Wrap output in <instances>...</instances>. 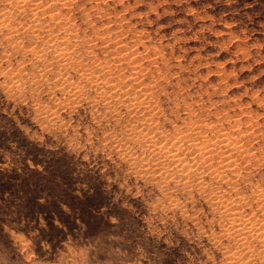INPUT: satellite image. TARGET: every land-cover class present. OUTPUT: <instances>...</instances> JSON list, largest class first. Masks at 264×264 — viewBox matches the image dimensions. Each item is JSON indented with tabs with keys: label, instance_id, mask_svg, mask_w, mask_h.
Returning <instances> with one entry per match:
<instances>
[{
	"label": "rangeland",
	"instance_id": "obj_1",
	"mask_svg": "<svg viewBox=\"0 0 264 264\" xmlns=\"http://www.w3.org/2000/svg\"><path fill=\"white\" fill-rule=\"evenodd\" d=\"M44 1L0 0V264H264V0ZM20 21L81 67L14 44Z\"/></svg>",
	"mask_w": 264,
	"mask_h": 264
},
{
	"label": "bare ground",
	"instance_id": "obj_2",
	"mask_svg": "<svg viewBox=\"0 0 264 264\" xmlns=\"http://www.w3.org/2000/svg\"><path fill=\"white\" fill-rule=\"evenodd\" d=\"M13 1V0H12ZM24 1V0H23ZM44 1V0H43ZM42 0H41V2H43ZM7 2V1H6ZM45 2V1H44ZM36 3H37V1H36ZM17 4V3H16ZM51 4V3H50ZM49 4V5H50ZM12 5V4H11ZM26 6L28 7V5L26 4ZM37 6V5H36ZM40 6V5H39ZM38 6V7H39ZM47 6V5H46ZM13 7V6H12ZM12 7H11V9H8V12H6V13H9V16L10 17H14V14H15V12H14V10L12 9ZM15 7V6H14ZM37 7V8H38ZM49 7V6H48ZM37 8H35V10H37ZM61 8V7H60ZM5 9H7V7H5L4 8V10ZM40 9H41V7H40ZM26 11H27V9H26ZM29 11V10H28ZM56 11V10H55ZM3 12V11H2ZM37 11H35L34 13H36ZM39 12V11H38ZM59 12V11H58ZM5 13V14H6ZM74 15V14H73ZM112 15V14H111ZM2 16V15H1ZM0 16V17H1ZM108 16V15H107ZM4 17V16H3ZM91 17V16H90ZM28 18V17H27ZM33 18V17H32ZM34 18H35V16H34ZM0 19H2V18H0ZM4 19V18H3ZM2 19V20H3ZM19 20V19H18ZM30 20H31V18H30ZM37 20V23L39 22V24H43L40 20H38V19H36ZM68 21V20H67ZM75 21V20H74ZM22 22V23H21ZM123 22V21H122ZM4 23V22H3ZM37 23H35V24H37ZM93 23V22H92ZM8 24V23H7ZM46 25V24H45ZM106 25V24H105ZM3 26H5V25H3ZM10 26V30H9V32H10V34H11V37L13 38V42H14V44H17L18 45V43H17V40L19 39V38H21L22 37V35H24V34H26V33H28V31L29 30H32V32H33V37L32 38H30V40H29V44H26V46H28V47H30V49H35L34 51H36V53H38L39 54V58H43V59H46L49 55H52V57L51 58H53V59H55L56 61H57V63L60 65V66H62V68L61 67H59V69L61 68V69H63L64 67H65V65L67 66V65H70V66H74V65H77V66H75V68L76 67H78V65L80 64V62L78 63V61H74V55H75V53H74V51L73 50H71V49H74L75 47H78L80 44L78 43V42H76V41H72V38H68L67 36H65V38L64 39H62L63 38V36H61V35H55V34H53V31L52 30H50V37H48V39L47 40H41L42 42H40L39 44L41 45H39V49H37V45L36 44H34V42L37 40L36 38L37 37H39L40 36V34H42L41 32H38L37 34H35V31L33 30L34 28H33V25L31 24V21H28L27 23L26 22H24L23 23V21H20V22H17V24H15L14 22H12L11 23V25H9ZM8 26V27H9ZM1 27V26H0ZM21 27V28H20ZM44 27V26H43ZM33 28V29H32ZM37 28V27H36ZM102 28H104V27H102ZM4 29V28H3ZM27 29V30H26ZM40 29V28H39ZM43 29H46V28H43ZM65 29V28H64ZM41 30V29H40ZM63 30V29H62ZM39 31V30H38ZM1 32H2V30H1ZM36 32H37V30H36ZM48 32V31H47ZM30 33V32H29ZM46 33V32H45ZM44 33V34H45ZM67 33V32H66ZM70 33V32H69ZM34 34H35V36H34ZM43 34V35H44ZM104 34V33H103ZM126 34V33H125ZM42 35V36H43ZM97 35V34H96ZM111 36V35H110ZM44 38H45V36H43ZM76 37V36H75ZM77 38V37H76ZM36 39V40H35ZM41 39H42V37H41ZM66 39V40H65ZM135 39H137V38H135ZM89 41V40H88ZM37 43H38V41H36ZM124 42V41H123ZM42 43V44H41ZM105 43V42H104ZM9 44V43H8ZM14 44H12V45H14ZM36 45V46H35ZM108 45V44H107ZM25 46V47H26ZM118 46V45H117ZM17 47V46H16ZM24 47V46H23ZM110 48V47H109ZM24 49V48H23ZM89 49V48H88ZM22 50V49H21ZM24 51H26V50H24ZM87 51H89V50H87ZM127 51V50H126ZM90 52V51H89ZM88 52V53H89ZM11 53V52H10ZM55 53V54H54ZM122 53V52H121ZM8 54H9V52H8ZM139 55H141V54H139ZM8 56V55H7ZM83 57V56H82ZM116 57V56H115ZM129 57V56H128ZM14 58V57H13ZM49 58V57H48ZM94 58H96V57H94ZM130 58V57H129ZM132 58V57H131ZM128 59V58H127ZM126 59V60H127ZM148 59V58H147ZM132 60V59H131ZM93 61V60H92ZM61 62H62V64H61ZM97 62V61H96ZM120 62V61H119ZM122 62V61H121ZM46 63V62H45ZM78 63V64H77ZM83 63V62H82ZM118 63V62H117ZM131 65V64H130ZM12 66V65H11ZM21 66V65H20ZM48 66H50V65H48ZM47 66V67H48ZM64 66V67H63ZM99 66H101V65H99ZM104 66H109V65H104ZM69 67V66H68ZM79 67H81L80 65H79ZM83 67H85V65L83 66ZM95 67V66H94ZM50 68V67H49ZM67 68V67H66ZM72 68V67H71ZM85 68H88V67H85ZM91 68V67H90ZM78 69V68H77ZM84 69V68H83ZM83 69H81L82 71H83ZM92 69V68H91ZM94 69V68H93ZM124 69V68H123ZM107 70V69H106ZM18 71V70H17ZM85 71V70H84ZM93 71V70H92ZM137 71H138V69H137ZM140 71V70H139ZM4 72V71H3ZM57 72V71H56ZM55 72V73H56ZM59 72H60V70H59ZM81 72V71H80ZM87 72H89V70L87 69ZM110 72H112V71H110ZM141 72V71H140ZM85 73V72H84ZM143 73V72H142ZM4 74V73H3ZM22 74V73H21ZM58 74H60L59 75V79H58V82L59 81H68V78H66V76L65 75H68L67 74V71L65 72V70H64V72H60V73H58ZM94 74V73H93ZM136 74H137V72H136ZM85 75V74H84ZM89 75V74H88ZM132 76V75H131ZM137 76H139V75H137ZM83 77V76H82ZM100 77L101 76H98V75H94L93 76V78L91 79L93 82H94V85L96 84L99 88L98 89H100L99 91L100 92H102V95H104V99L106 100V102L108 103V104H110V105H113V103L115 104V96L116 95H118L116 92H115V88H116V86H115V84H108V80H106L105 79V81H100ZM136 77V76H135ZM86 78H87V75H86ZM132 78L133 79H135L133 76H132ZM136 78H138V77H136ZM90 79V78H89ZM126 79V78H125ZM142 79V78H141ZM73 80V79H72ZM139 81H140V79H139ZM74 82V81H73ZM77 84V83H76ZM76 84H72V86H77L78 87V85H76ZM135 86V85H134ZM145 86V85H144ZM94 87V86H93ZM133 88V90L135 89V87H132ZM139 88V87H138ZM137 88V89H138ZM140 90H141V88H140ZM67 91V90H66ZM99 91H98V93H99ZM134 92V91H133ZM135 92H136V90H135ZM132 94V93H131ZM126 95H128V94H126ZM130 95V94H129ZM142 95V94H141ZM141 95H139V94H137V92H136V96L137 97H131V95L129 96V97H126L127 99H129V102H131L132 103V105H135L137 108L139 107L138 106V103L141 105L142 104V99H140V98H142V96ZM144 97H145V95H144ZM101 98V97H100ZM103 98V97H102ZM118 98V97H117ZM123 98H124V96H123ZM122 98V100L123 101H125V102H127L128 100L125 98V100ZM151 98V97H150ZM149 98V99H150ZM82 99V98H81ZM84 100V99H83ZM104 102V101H103ZM78 104V103H77ZM148 104V103H147ZM154 105H155V103H154ZM142 106V105H141ZM153 106V105H152ZM141 108V107H140ZM137 110V109H136ZM142 110H143V108H142ZM161 111V110H160ZM162 112V111H161ZM54 113V112H53ZM135 113V112H134ZM144 113V112H143ZM142 113V114H143ZM115 114V113H114ZM139 115V114H138ZM150 116V115H149ZM146 117V116H145ZM150 117H152V116H150ZM201 118V117H200ZM142 120V119H141ZM146 120V119H145ZM144 120V121H145ZM155 120V119H154ZM157 120V119H156ZM212 121V120H211ZM137 122V121H136ZM149 122H151V121H149ZM193 122V121H192ZM210 123V122H209ZM132 124V123H131ZM130 124V125H131ZM135 124V123H134ZM192 124V123H191ZM216 124V123H215ZM237 124V123H236ZM258 124V123H257ZM137 125V124H136ZM136 125H134L133 127H132V130H133V128H134V130H135V128H136ZM149 125V124H148ZM194 125V124H193ZM127 127V126H126ZM140 127V126H139ZM129 128V127H128ZM143 128V127H142ZM199 128V127H198ZM137 129V128H136ZM137 130H139V129H137ZM155 130V129H154ZM145 131V130H144ZM178 131V130H177ZM196 131V130H195ZM186 132H188V131H186ZM191 132V131H190ZM207 132V131H206ZM189 133V132H188ZM132 135V134H131ZM172 135V134H171ZM195 135H198V134H196L195 133ZM136 136H138V137H141L142 135H136ZM180 136V135H179ZM178 136V137H179ZM202 136V135H201ZM225 136V135H224ZM244 136V135H243ZM148 137V136H147ZM146 137V138H147ZM137 138V137H136ZM145 138V137H144ZM146 138H145V140H146ZM180 138V137H179ZM183 138V137H182ZM182 138H180V139H182ZM191 138V137H190ZM192 138H193V136H192ZM200 138V137H199ZM201 138H205V137H201ZM214 138H216V137H214ZM249 138V137H248ZM147 139H149V138H147ZM167 139V138H166ZM194 140V139H193ZM220 140V139H219ZM222 140H223V138H222ZM229 140V139H228ZM166 141V140H165ZM191 141H192V139H191ZM208 141V146H211V145H216L217 144V142H214L213 141V138H210V139H208L207 140ZM206 141V142H207ZM224 141V140H223ZM227 141V140H226ZM119 142V141H118ZM135 142H136V140H135ZM139 142V141H138ZM149 142V141H148ZM181 141L178 139L176 142L174 141V142H171V143H173V144H176V147H175V150H173L172 149V147H169L168 146V148L166 147V154H165V156L167 157V159H168V161L170 160V162L172 161V162H174L175 164V167L178 169V170H180L183 174H181V175H183L184 177H182V178H186L187 179V177H189L190 178V176H189V170L191 169V168H193V163H195V162H191V161H189V158H187V157H185V156H183L184 154H185V151H183V147L182 146H180V145H182V144H178V143H180ZM195 144H191L190 145V148H193V147H195L196 148V150L198 151V152H201V153H203L204 152V148H203V145H206L204 142V144L202 143V144H199V143H197V141H196V139H195ZM198 142H200V140L198 141ZM232 142V141H231ZM152 143V142H151ZM171 143H170V146H171ZM186 143V142H185ZM192 143V142H191ZM219 143V142H218ZM150 144V143H149ZM162 144V143H161ZM233 144V143H232ZM184 145V144H183ZM187 145V144H186ZM236 145H237V143H236ZM126 146V145H125ZM159 146V145H158ZM227 146H229V145H227ZM233 146V145H232ZM144 147V146H143ZM148 148V147H147ZM152 147H150V149H151ZM217 148V147H216ZM215 147H209V149H210V151L211 152H213L215 149H216ZM235 148V147H234ZM248 148V147H247ZM130 149V148H129ZM143 149V148H142ZM149 149V150H150ZM160 149H164V146H161L160 147ZM206 149V148H205ZM219 149V148H218ZM233 149V148H232ZM245 149V148H244ZM152 150V149H151ZM187 150V149H186ZM208 150V149H207ZM250 150V149H249ZM253 150V149H252ZM230 151V150H229ZM235 151V150H234ZM187 152V151H186ZM152 153V152H151ZM181 153L183 154L182 156L183 157H185V158H183L182 156H181ZM132 154V153H131ZM157 155V154H156ZM225 155V154H224ZM223 155V156H224ZM263 155V154H262ZM128 156V155H127ZM135 156H136V154H135ZM158 156V155H157ZM150 157V156H149ZM229 159V157H226V158H224L223 159V157H222V154H221V157H220V161L218 162L219 164H220V166H222V167H226V165L224 166V163H225V160L226 159ZM235 158V157H234ZM234 158H232V159H234ZM249 159V158H248ZM132 160V159H131ZM133 160H136L135 158L133 159ZM228 161V160H227ZM209 162V161H208ZM157 163V162H156ZM163 163V162H162ZM200 163H201V161H200ZM205 164V163H204ZM247 164V163H246ZM249 164V163H248ZM149 165V164H148ZM197 165H199V164H197ZM207 165V164H206ZM237 165V164H236ZM135 166V165H134ZM146 166V165H145ZM195 166V165H194ZM158 167V166H157ZM228 167V166H227ZM255 167V166H254ZM261 167V166H260ZM169 168V167H168ZM195 168V167H194ZM138 169V168H137ZM162 169V168H161ZM202 169H203V167H202ZM160 170V169H159ZM165 170V169H164ZM173 170V169H172ZM175 170V169H174ZM193 170V169H192ZM219 170V169H218ZM257 170V169H256ZM157 171V170H156ZM177 171V170H176ZM154 172V171H153ZM169 172H170V170H169ZM172 172V171H171ZM186 172V173H185ZM198 172V171H197ZM155 173V172H154ZM200 173V172H199ZM206 173V172H205ZM228 173V172H227ZM239 173V172H238ZM153 174V173H152ZM171 174V173H170ZM185 174V175H184ZM192 174V173H191ZM190 174V175H191ZM194 174H195V171H194ZM193 174V175H194ZM180 175V176H181ZM192 175V176H193ZM200 175V174H199ZM201 175H202V173H201ZM200 175V176H201ZM206 175V174H205ZM156 176V175H155ZM174 176V175H173ZM198 176V175H197ZM239 176V175H238ZM172 177V176H171ZM202 177V176H201ZM178 178V177H177ZM188 178V179H189ZM198 178V177H197ZM200 178V177H199ZM198 178V179H199ZM204 178V177H203ZM229 178V177H228ZM227 178V179H228ZM187 179V180H188ZM191 179V178H190ZM201 179V178H200ZM234 179V178H233ZM192 180V179H191ZM202 180V179H201ZM232 180V179H231ZM238 180V179H237ZM168 181V180H167ZM206 181V180H205ZM179 183V182H178ZM181 183V182H180ZM205 185V184H204ZM256 185V184H255ZM194 186V185H193ZM233 186V185H232ZM169 187V186H168ZM190 187V186H189ZM235 187V186H234ZM201 190V189H200ZM237 190V189H236ZM221 191V190H220ZM169 194V193H168ZM220 194H222V193H220ZM243 198V197H242ZM256 198V197H255ZM170 199V198H169ZM235 199V198H234ZM241 199V198H240ZM235 202V201H234ZM246 202V201H245ZM249 202V201H248ZM237 204V203H236ZM252 205V204H251ZM247 207V206H246ZM260 207H261V205H260ZM256 208V207H255ZM238 210V209H237ZM231 211V210H230ZM245 213V212H244ZM236 218V217H235ZM238 219V218H237ZM234 221V220H233ZM242 221H244V220H242ZM225 222V221H224ZM237 222H239V225H238V228L237 227H235L236 229H237V232H238V235H236V236H239V234H243L244 233V230H243V227L241 226L243 223L241 222V221H237L236 220V223ZM238 224V223H237ZM251 224V223H250ZM227 225V224H226ZM248 227H250L249 225H248ZM247 227V228H248ZM245 228V227H244ZM253 228V227H252ZM251 228V229H252ZM255 228V227H254ZM250 229V228H249ZM258 230L260 231V234L261 235H263L264 236V232H263V230H260L259 228H258ZM258 231V232H259ZM227 232V231H226ZM248 232H249V230H248ZM251 232H252V230H251ZM250 232V233H251ZM253 232H256V231H254V229H253ZM252 232V233H253ZM222 233V232H221ZM249 233V234H250ZM251 233V234H252ZM205 234V233H204ZM234 234V233H233ZM258 234V233H257ZM244 235V234H243ZM243 235H241V236H243ZM254 236V235H253ZM257 237V236H256ZM240 238H242V237H240ZM239 238V239H240ZM248 238H250L249 236H248ZM247 238V239H248ZM251 238H252V236H251ZM255 238V237H254ZM215 239H216V237H215ZM238 239V238H237ZM244 240V239H243ZM243 240H241V241H243ZM250 240V239H249ZM241 241H240V243H241ZM262 241V240H261ZM263 241H264V239H263ZM235 242V241H234ZM245 242V241H244ZM264 243V242H263ZM245 246V245H244ZM249 246H251V245H249ZM246 247V246H245ZM245 247H242V248H245ZM248 247V246H247ZM236 248V247H235ZM264 248V247H263ZM234 250V249H233ZM242 250V249H241ZM249 250H251V249H249ZM246 252V251H245ZM244 252V253H245ZM230 253V252H229ZM226 254V253H225ZM240 254H242L241 252H240ZM252 254V253H251ZM231 255V254H230ZM253 257V256H252ZM238 258V257H237ZM252 259V258H251ZM231 260V259H230Z\"/></svg>",
	"mask_w": 264,
	"mask_h": 264
}]
</instances>
